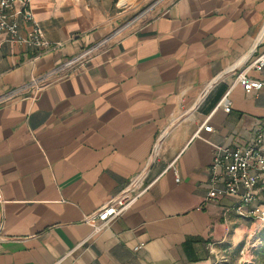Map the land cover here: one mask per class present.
Wrapping results in <instances>:
<instances>
[{"label":"crops","instance_id":"obj_1","mask_svg":"<svg viewBox=\"0 0 264 264\" xmlns=\"http://www.w3.org/2000/svg\"><path fill=\"white\" fill-rule=\"evenodd\" d=\"M114 4L31 0L55 48L0 34V95L51 72L34 99L0 105V264L255 256L263 224L235 212L239 198L203 202L214 146H245L264 131V89L248 93L237 79H264L251 67L264 51V0H171L118 33ZM227 91L229 111L218 106ZM206 120L213 129L196 135ZM130 185L146 189L108 227L83 221Z\"/></svg>","mask_w":264,"mask_h":264},{"label":"built area","instance_id":"obj_2","mask_svg":"<svg viewBox=\"0 0 264 264\" xmlns=\"http://www.w3.org/2000/svg\"><path fill=\"white\" fill-rule=\"evenodd\" d=\"M125 27L119 28L116 32L123 31ZM0 34H5L10 41L26 43L34 50L55 48L61 45V43H51L46 38L44 28L32 11L31 0H0ZM103 42L105 40L65 60L54 72H64L88 60ZM251 67L258 71L264 69V51L253 60ZM48 74L33 76L26 83L1 94L0 105L9 103L24 93H28L26 98L34 99L41 89L47 86ZM237 79L248 93L264 89V79L251 77L245 71L240 72ZM229 92L227 91L218 103V106H223L227 111L231 109ZM212 129V125L206 120L200 125L196 135H199L201 130L211 131ZM132 188L133 185H130L121 195L110 199L99 209L84 215L83 221L90 224L96 232L108 227L114 219L129 209L146 189L145 187L136 193H131ZM225 196L239 198V203L234 207L236 213L264 223L263 130L260 129L255 138L245 146L236 148L224 144L214 146L209 189L203 205ZM141 246L142 243L136 249ZM63 260V258L58 259L52 264H63Z\"/></svg>","mask_w":264,"mask_h":264},{"label":"rangeland","instance_id":"obj_3","mask_svg":"<svg viewBox=\"0 0 264 264\" xmlns=\"http://www.w3.org/2000/svg\"><path fill=\"white\" fill-rule=\"evenodd\" d=\"M114 9L112 15L116 18L117 28L126 26V28H134L143 21L156 15L164 5L171 0H113ZM122 3V4H121ZM247 252V251H246ZM244 256L241 260L239 257H227L222 264H250L257 259V255L252 256L249 249L248 253L242 254ZM247 259V260H245Z\"/></svg>","mask_w":264,"mask_h":264},{"label":"trees","instance_id":"obj_4","mask_svg":"<svg viewBox=\"0 0 264 264\" xmlns=\"http://www.w3.org/2000/svg\"><path fill=\"white\" fill-rule=\"evenodd\" d=\"M263 227L258 232L259 245L254 250V254L257 255V259L250 264H264V223Z\"/></svg>","mask_w":264,"mask_h":264}]
</instances>
